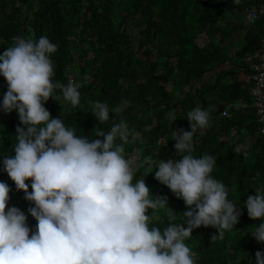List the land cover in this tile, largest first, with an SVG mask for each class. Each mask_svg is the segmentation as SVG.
I'll return each instance as SVG.
<instances>
[{
    "label": "trees",
    "instance_id": "obj_1",
    "mask_svg": "<svg viewBox=\"0 0 264 264\" xmlns=\"http://www.w3.org/2000/svg\"><path fill=\"white\" fill-rule=\"evenodd\" d=\"M250 8L263 12L248 24ZM238 34L242 45L230 54L227 46ZM41 36L57 45L52 82L71 81L81 96L72 108L56 89L57 101L49 98L45 108L89 140L102 139L96 137L99 131L107 133L125 121L129 141L124 155L133 160V182L146 176L156 159H179L174 131L190 130L185 118L192 109L209 111L210 126L194 135L192 154L216 157L212 176L225 185L242 214L222 239L211 241L216 229L202 226L185 243L196 264H255V253L264 245L249 231L260 221L250 219L243 205L256 187L264 186V135L258 133L245 78L262 46L264 0H0V54L16 37ZM6 91L0 76V103ZM97 101L109 107L105 123L91 114ZM18 126L24 127L16 111L0 110V182L11 189L8 207L23 211L35 231L37 221L28 214L32 205L3 171L5 156H14ZM154 176L144 177L145 183L152 195L167 198L169 208L155 210L151 224L163 230L172 212L179 222L187 208Z\"/></svg>",
    "mask_w": 264,
    "mask_h": 264
},
{
    "label": "clouds",
    "instance_id": "obj_2",
    "mask_svg": "<svg viewBox=\"0 0 264 264\" xmlns=\"http://www.w3.org/2000/svg\"><path fill=\"white\" fill-rule=\"evenodd\" d=\"M56 51L46 36L16 37L0 54V76L7 83L0 110L16 111L24 126L16 128L14 156H5L3 171L16 190L24 192L32 205L28 214L37 221L33 231L23 211L8 207L11 189L0 182V264H196L195 253L185 243L193 230L212 227L216 232L211 241L222 239L242 214L228 199L225 185L212 176L216 157L192 154L194 135L210 126L209 111L192 109L185 118L190 130L174 131L179 159H156L148 166L147 175L154 172L187 208L179 222L172 212L161 230L151 221L155 210L168 207L167 198L151 194L147 175L133 182L136 169L124 155L127 123H115L107 133H97L102 139L89 140L45 108L49 98L57 101L56 89L72 108L81 100L75 83L52 82L51 56ZM224 111L222 116L227 115ZM91 114L105 123L109 107L97 101ZM243 207L250 219L260 221L249 232L264 245V186L256 187ZM255 264H264V250L255 253Z\"/></svg>",
    "mask_w": 264,
    "mask_h": 264
},
{
    "label": "built area",
    "instance_id": "obj_3",
    "mask_svg": "<svg viewBox=\"0 0 264 264\" xmlns=\"http://www.w3.org/2000/svg\"><path fill=\"white\" fill-rule=\"evenodd\" d=\"M263 8L259 11L255 8L246 10V20L254 22L260 17ZM250 84V93L253 97L254 108L259 122V131L264 134V38L258 58L250 66V74L245 79ZM225 111L223 115H225Z\"/></svg>",
    "mask_w": 264,
    "mask_h": 264
},
{
    "label": "rangeland",
    "instance_id": "obj_4",
    "mask_svg": "<svg viewBox=\"0 0 264 264\" xmlns=\"http://www.w3.org/2000/svg\"><path fill=\"white\" fill-rule=\"evenodd\" d=\"M241 34H243V32ZM241 34L240 35L238 34L237 35L238 37L235 36L232 39L231 43L228 45L229 47L227 46V49L230 51V54H231V51L235 52L242 45V37H240L242 36ZM199 41L200 43H203L202 38H200Z\"/></svg>",
    "mask_w": 264,
    "mask_h": 264
}]
</instances>
